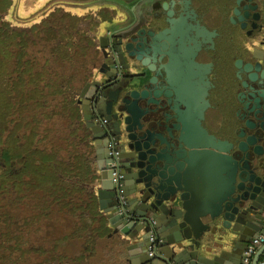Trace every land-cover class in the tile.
Segmentation results:
<instances>
[{"label": "water", "instance_id": "1", "mask_svg": "<svg viewBox=\"0 0 264 264\" xmlns=\"http://www.w3.org/2000/svg\"><path fill=\"white\" fill-rule=\"evenodd\" d=\"M198 1L208 19L218 22L231 38L238 54L237 74L247 78L250 112L235 124L233 140L204 137L199 131L182 133L175 119H186L180 113L185 110L184 71L172 76L165 72L168 64L164 67L156 57L151 64L148 58L141 65L128 61L123 37L120 54L108 50L113 45L110 37H100L103 62L98 72L104 79L90 78L80 92L84 116L95 138L100 208L114 233L137 240L149 256L130 264H154V259L161 258L148 253L152 230L157 235L155 247L161 248L168 264H236L234 255L208 256L213 252L205 242L208 234L225 228L229 235L225 242L237 247L249 243L264 227V0ZM235 28L240 30L238 43L232 42ZM182 53L177 68L182 65ZM170 58L173 64L175 58ZM173 78L181 83L172 85ZM172 90L181 93L176 102L169 97ZM100 116L106 121L101 123ZM107 138L115 139L120 149V182L128 187L126 193L119 192L113 181ZM199 168L205 169V177L209 173L219 180L208 207L196 201L192 192ZM263 252L264 244L252 264H258Z\"/></svg>", "mask_w": 264, "mask_h": 264}, {"label": "trees", "instance_id": "2", "mask_svg": "<svg viewBox=\"0 0 264 264\" xmlns=\"http://www.w3.org/2000/svg\"><path fill=\"white\" fill-rule=\"evenodd\" d=\"M0 1L2 6L7 0ZM75 1L47 0L43 6L52 2L53 8L38 21L9 26V88L0 90V95L9 94V148L0 151V159L9 165L12 191L32 195L36 189L51 196L88 220L80 228H98L103 234L108 228L97 196L96 144L80 92L102 62L100 37L108 21L114 26V11L104 5L100 19L93 12L73 14L75 5L80 11L82 5ZM65 110L73 121L59 135L57 120ZM89 253L77 257L59 249L52 258L56 264H74Z\"/></svg>", "mask_w": 264, "mask_h": 264}, {"label": "rangeland", "instance_id": "3", "mask_svg": "<svg viewBox=\"0 0 264 264\" xmlns=\"http://www.w3.org/2000/svg\"><path fill=\"white\" fill-rule=\"evenodd\" d=\"M101 1H75V3L82 4L80 5L81 11L78 9L79 5H75L78 7L74 10H69L77 15L93 12L100 19L105 15L104 5H108L109 9L112 8L114 11L115 23H120L124 19L122 23L128 26L134 19L133 12L128 9L130 6V3H127L128 0L127 2L126 0H113L112 4V0H107L99 7L97 3ZM45 2L47 3V0H12L9 8V0L2 3V6L0 1V90L9 88V52L11 49L7 33L9 26L11 28L28 27L38 21L53 8L52 2L54 1L43 6ZM108 23L109 21L106 24ZM105 29L106 25H104V31ZM233 36L232 42L238 43L240 37L238 28H235ZM210 57L209 55L207 57L209 60H205L206 68L201 67L203 73H199V81L202 82L199 90H194V95L193 91H190L191 93L186 94L185 98L182 89L184 100L198 105L202 114L200 122L205 125L211 121L208 118L214 114L209 112L219 107L216 101L217 96L220 92L227 90L228 86L226 74H219L223 60L221 62L216 58L210 60ZM97 69L98 67L95 68L93 76L98 74ZM5 93L0 95V151L9 148V94ZM4 102H7V105L6 103L4 105ZM69 113V110H65L57 120L59 135L69 130L68 125L73 121ZM52 127L51 124L50 128ZM50 133L53 134V132ZM66 139L64 135V141L68 142ZM4 164H6L5 161L0 159V264H56L52 257L59 249L66 250L67 253L77 257L85 255L86 251L90 252L81 261L74 260V264H103L105 257L110 256L111 258V255L115 257V248H120L123 242L109 237L111 229L100 234L98 228H80V226H85L88 220L77 217L61 202L53 201L51 196L39 194L42 192L36 189L32 195L25 189L24 191L22 189L17 192L12 191L8 175L9 165L4 166ZM93 224L97 225V223ZM85 245L87 248L84 247ZM84 250L85 252L82 253Z\"/></svg>", "mask_w": 264, "mask_h": 264}, {"label": "flooded vegetation", "instance_id": "4", "mask_svg": "<svg viewBox=\"0 0 264 264\" xmlns=\"http://www.w3.org/2000/svg\"><path fill=\"white\" fill-rule=\"evenodd\" d=\"M128 1L126 0L127 3H130L128 9L133 12L134 19L126 27L108 29L105 32L104 35L110 37L113 44L108 46V50L120 54L121 51H118L119 40L123 37L124 44L128 48L127 52L124 51L123 54L128 61H136L141 65V61L148 58L151 64L153 58L156 57L159 60L158 63L162 62L164 67L168 64V70L165 72H169L172 76L182 69L184 71L182 83L173 78L175 82L172 85L175 83L179 85L180 82L185 98L190 91H193L194 95V90H199V85L202 83L199 81V73L202 72L201 67L206 68L207 57L210 55V60L212 58H216L220 62L223 60L222 70L219 74H226L228 86L227 90L220 92L217 96L216 101L219 107L209 112L210 114L214 113L208 118L211 119L207 123L209 127L205 128V123L200 122L202 114L198 105L188 100H185V110L183 112L179 110L183 114L181 117L184 116L186 119H182L181 122L180 118H177L175 122L177 125L180 123L184 134H197L199 131L204 137L207 135L208 138L220 139L227 136V139L233 140V134L236 131L235 124L241 119L243 121L250 111L247 106L249 88L244 83L247 78L241 79L237 74L239 70L238 54L232 47L231 38L219 27L218 22L208 19L206 8L198 7L196 2L198 0ZM232 40L234 39L232 38ZM166 52L169 53V58L165 54ZM179 52H183L184 58L181 61L182 65H178L177 68L175 63ZM101 53L103 62L102 49ZM170 57L175 58L173 64H169ZM93 77L104 79V75L99 72ZM166 86L167 82L162 88L163 91H166ZM177 94L174 90L169 93L172 102H176L180 97L181 93ZM99 119L101 123L104 121L103 116H100ZM178 128L180 127L178 126Z\"/></svg>", "mask_w": 264, "mask_h": 264}, {"label": "crops", "instance_id": "5", "mask_svg": "<svg viewBox=\"0 0 264 264\" xmlns=\"http://www.w3.org/2000/svg\"><path fill=\"white\" fill-rule=\"evenodd\" d=\"M124 19L122 20V22ZM122 22L120 23H115L114 26H112L110 23L106 24V31L108 29H114V28H119V27H124L126 24H123ZM126 27V26H125ZM105 34V33H104ZM240 37L238 38L239 41ZM261 48V47H258ZM264 50L263 48H261ZM209 127V124L205 125V128ZM200 166V165H199ZM97 167V164H96ZM97 171L98 167H97ZM206 171L205 169H200L199 172L196 173V178L193 181L192 185V192L194 193V196H197V199L194 198L196 201L200 200L205 207L210 206V201L213 199V196L215 194V190L218 188V176L211 175L205 177ZM101 185V180L100 177L98 179L97 183V188L100 187ZM122 191L127 192L128 187H124V184L122 185ZM194 201V200H193ZM104 212V211H103ZM105 217L107 218L106 213L104 212ZM107 228L111 229V234L109 237L115 238V240L123 242L122 246L120 248H115V257L111 255L109 257H105V260L103 259V264H130L131 261H134L138 263V261L141 260V258L149 256L146 253V249L141 246V244L137 240H133L129 238L128 236H125L124 234L121 233H114L113 232V226L109 224L108 218H107ZM107 229V230H108ZM157 232V231H156ZM226 233L228 231L225 228H219L214 232H210L208 234V240L205 239L206 245H208V248L212 249L213 247V252L212 255H209V257H213L215 255H221L222 253L225 255L230 256H235L237 258V263L236 264H242L243 258H244V252L248 246L249 243H243L241 246H235L233 243H227L225 242L227 237ZM157 236V235H156ZM210 242L211 245H209ZM114 253V252H113ZM149 253V252H148ZM154 254L160 255V259L156 258L154 259V264H168L166 257H163V254L161 253V248H158V252H155Z\"/></svg>", "mask_w": 264, "mask_h": 264}, {"label": "built area", "instance_id": "6", "mask_svg": "<svg viewBox=\"0 0 264 264\" xmlns=\"http://www.w3.org/2000/svg\"><path fill=\"white\" fill-rule=\"evenodd\" d=\"M104 121H106L104 119ZM107 146L110 149V154L113 157V160L110 163V167L113 170V181L115 182L117 186V190L119 192L122 191V183L120 182L123 174L121 172V165H122V159H121V152L120 149L116 143V140L113 138H108L107 139ZM123 198V197H122ZM122 202L125 203V199H122ZM149 240V254H154L155 252H158V248L155 247L156 241H157V236L154 230L150 232V236L148 238ZM264 244V227L262 228L261 232L257 235V237L253 238L245 252H244V258L242 261V264H252L253 263V258L254 255L256 254L257 250ZM258 264H264V252L262 253Z\"/></svg>", "mask_w": 264, "mask_h": 264}]
</instances>
